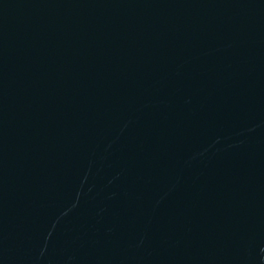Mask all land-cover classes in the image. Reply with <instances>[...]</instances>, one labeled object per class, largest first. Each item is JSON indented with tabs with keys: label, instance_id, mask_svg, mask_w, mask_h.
I'll return each mask as SVG.
<instances>
[{
	"label": "water",
	"instance_id": "obj_1",
	"mask_svg": "<svg viewBox=\"0 0 264 264\" xmlns=\"http://www.w3.org/2000/svg\"><path fill=\"white\" fill-rule=\"evenodd\" d=\"M0 264H264V0H0Z\"/></svg>",
	"mask_w": 264,
	"mask_h": 264
}]
</instances>
